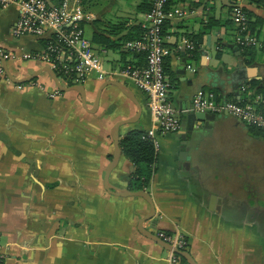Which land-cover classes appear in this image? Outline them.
Returning a JSON list of instances; mask_svg holds the SVG:
<instances>
[{
    "label": "crops",
    "instance_id": "crops-1",
    "mask_svg": "<svg viewBox=\"0 0 264 264\" xmlns=\"http://www.w3.org/2000/svg\"><path fill=\"white\" fill-rule=\"evenodd\" d=\"M79 1L89 17L82 23L84 31L89 28L93 48L108 61L105 69H120L131 59L119 49L126 31L118 34L111 25L140 24L151 0ZM170 2L171 11H185L181 18L167 19L165 34L170 50L164 60L167 95L178 110L188 108L200 92L216 90L226 100L243 102L251 92L245 85L264 86V53L248 63L237 47H229L236 45L231 29L219 23L231 17L229 7L235 2L259 21L255 31L264 37V7L248 0ZM16 19L14 6L0 7V57L9 74L0 60L2 264H169V251L146 230L179 235L197 264H264V131L230 115L216 119L211 135L223 123V135L240 141L223 155V170L216 172L203 147L207 136L196 147L187 145L192 130L203 124L188 121L181 112L182 128L159 138L155 148V172L143 189L155 214L141 223L150 213L149 203L107 192L104 178L114 151L113 125L133 118L119 129L124 135L150 127L146 95L130 80L119 79L137 103L111 85L102 89L94 106L104 82L94 76L82 83L85 100L77 90H60L77 83L68 84L57 73L58 83L44 70L31 80L13 82L11 78L26 80L51 67L45 59L47 42L13 35ZM97 34L109 43L98 42ZM184 39L198 43L197 50L187 51ZM182 151L188 158H180ZM135 178L133 163L121 152L110 184L133 190L129 183ZM174 264L188 263L178 259Z\"/></svg>",
    "mask_w": 264,
    "mask_h": 264
},
{
    "label": "built area",
    "instance_id": "built-area-1",
    "mask_svg": "<svg viewBox=\"0 0 264 264\" xmlns=\"http://www.w3.org/2000/svg\"><path fill=\"white\" fill-rule=\"evenodd\" d=\"M151 9L140 22L144 30L142 38L128 41L125 50L145 53V65L142 67L127 65L120 69H105L99 54L93 48L89 39L85 37L83 21L89 17L83 12L79 0H63L54 5L49 0H0V7L14 6L17 19L12 33L14 36H32L47 39L45 59L51 67L72 73L73 83H83L89 76L99 81L108 79L130 80L147 98V109L150 115V127L143 138L150 140L155 148L159 146V138L177 132L181 127V112L210 111L214 114L226 113L237 118L245 125L264 131V99L261 95L248 92L243 102L218 100L213 91L196 94L191 104L184 111L168 99L169 83L164 71V60L170 54L167 47V36L163 34L164 23L169 18H181L185 15L183 9L167 8L169 0H151ZM264 4V0H262ZM232 20L237 25H244L247 17L241 10L243 5L233 3ZM187 51L194 48V44L184 39L182 41ZM235 43L251 45L264 50V37L256 34H237ZM29 57V55H27ZM188 68H190L188 66ZM57 73V72H56ZM246 92V88H243ZM157 235L169 242L173 248L185 249L186 242L179 235H169L157 232ZM3 255L0 254V264ZM178 260L173 250L169 251V264Z\"/></svg>",
    "mask_w": 264,
    "mask_h": 264
},
{
    "label": "trees",
    "instance_id": "trees-1",
    "mask_svg": "<svg viewBox=\"0 0 264 264\" xmlns=\"http://www.w3.org/2000/svg\"><path fill=\"white\" fill-rule=\"evenodd\" d=\"M50 1L54 5H59L62 2V0H50ZM248 1L254 3L257 6L264 7L262 0H248ZM149 2L150 3L145 10L147 12L151 9V6H152V1H149ZM170 4H171V2L169 0V2L167 4L168 9H170ZM233 8L234 7L232 5H231V7H229V12H231V16H232ZM241 10L245 13V15L247 17L245 26L235 24V22L231 19V17L230 18L227 17L223 21H219V23L223 27L231 29V34L234 37L237 34L243 35L247 32H250V34H256V36H258L259 32L257 33L255 30H256V25L259 24V21H253L252 20L253 15L251 14L250 11L247 10L246 7L243 6V8ZM212 22L216 23L215 20H213ZM126 24H127V22H118V23H114L113 25H111L112 29L116 30V33H118V34H119V32H123L124 30L126 31V35H124V37L121 36V39H120L121 43H120L119 49H120V53L122 54L123 58H128L131 56V59L129 61H126V63L121 68H123L127 65L142 67L145 65V53L144 52H133V51L125 50L124 45L128 41L137 40V39L142 38V36L144 34V30L140 24L136 23V24H133L131 26H127ZM81 25H82V23H81ZM110 28H109V30L105 29V30H107L108 35H112V32H114V31L110 32ZM166 29H167V20L164 23L163 34H166ZM95 37H97L99 39V40H97L98 42H101V44H103L105 46H106V44L109 43V38L105 37L104 35L97 34ZM190 39H192V38H190ZM42 40L47 42V39H42ZM46 45H47V43H46ZM198 45H199L198 43H195L194 49L189 51V52L190 53L195 52L197 50ZM229 47L230 48L237 47V49L240 51V54L244 57H247L248 63L254 62L256 60L257 54H261V53L263 54L264 53L263 50L256 49L251 45L229 44ZM55 71L65 82H67L68 84L73 83L71 72L64 73V71L60 70V69H56ZM255 87H257V84H254V83L249 84V85H245L246 90H251L253 95H256V94L261 95L262 98L264 99V86L263 87L261 86L260 88L257 87L258 89H255ZM213 92L216 93V90H213ZM222 98L224 99L223 96H218V100H221ZM144 134L145 133L141 132V131H135V130H133L131 132L128 131L124 135V138L121 140V144H120L121 152L134 165V175L136 178L134 179V184H131V182L129 183V187L133 190H143L144 188L148 187L150 179H151L153 173L155 172L154 165L158 159V155H157V151H156L155 147L153 146V144L151 143L150 140L143 138ZM165 233L172 235L171 233H167V232H165ZM177 257L179 260L186 262V260L184 258H182L181 256H179L178 254H177Z\"/></svg>",
    "mask_w": 264,
    "mask_h": 264
},
{
    "label": "water",
    "instance_id": "water-1",
    "mask_svg": "<svg viewBox=\"0 0 264 264\" xmlns=\"http://www.w3.org/2000/svg\"><path fill=\"white\" fill-rule=\"evenodd\" d=\"M0 60L3 64L5 72L8 74L7 68L5 65V61L1 57H0ZM42 70L49 72L51 74L54 82L58 83V76H57L56 72L51 67H48V66L41 68V70L33 73L26 80H15L11 77L10 78H11V80H13V82L28 81V80L33 79L37 75V73H39ZM245 82H247V81L245 80ZM111 85L118 87L127 97L131 98L134 101V97L131 93V90L126 84H124L122 81H119V80L108 79L100 85V87L97 91V94L95 96L94 106H97V104H98L99 96H100L102 89L104 87L111 86ZM59 88L62 91H67L70 89L77 90L80 93L82 100H85V94H84V92H82L83 91V85L81 83L74 84L72 86H67V87H59ZM134 102H136V101H134ZM136 105H137V110L140 112L141 111L140 105L139 104H136ZM187 114H188L187 115L188 121H190V122L195 121V122H200L203 124V126L194 128L191 132V141L187 145L193 146V147H196V144L199 142V140L203 139V137L211 135V131L213 128V122L216 119L223 118L224 116H227L226 113H222V114L217 115V114L211 113L208 110L203 111V112H193L192 111V112H188ZM131 122H133V118L122 119V120L117 121L112 127L111 136H112V140H113V144H114V151L112 153L111 159H110V161L106 167V170H105L104 188L107 192H109L113 195H116V196H121V197L137 196V197H141V198L145 199L150 205V213L141 219V223H143L146 220L153 217V215L155 214L154 204H153V201H152L149 193L146 190H129L126 188H120L119 189V188H116L113 185H111L109 182L110 173L115 168V166L119 160V157L121 155V147H120L121 140L120 139L124 134L119 133V129L121 127L131 123ZM183 125H184V123H183ZM180 128H182V124H181ZM127 132H125V134ZM180 158H182V159L188 158L187 153L185 151H182L180 153ZM145 233L147 234V236L151 240H153L155 243H157L159 246H161L165 250H168V251L173 250V252H175L176 254L181 256L182 258H184L188 264H197L195 262V260L193 259V257L190 255V253L186 249L179 250L178 248H173L169 242H166L165 240L160 238L157 235V233H155V232H149L146 230Z\"/></svg>",
    "mask_w": 264,
    "mask_h": 264
},
{
    "label": "rangeland",
    "instance_id": "rangeland-1",
    "mask_svg": "<svg viewBox=\"0 0 264 264\" xmlns=\"http://www.w3.org/2000/svg\"><path fill=\"white\" fill-rule=\"evenodd\" d=\"M233 3L235 2H231V4ZM84 34L85 37L89 39L88 37L90 33L88 27H86V32H84ZM102 59L101 60L103 62V66L105 68V66L107 67L108 65L107 64L108 61L106 60V58H102ZM207 138L208 139L205 140L207 142L203 145V147L209 149L208 155L210 156V160L214 163L213 171L217 172L218 170H223V155L229 152V150L234 149L236 147L234 144L240 141H237V137L234 136L230 137L227 134L223 135V123H222V129L219 130L218 133L216 132L214 135L207 136Z\"/></svg>",
    "mask_w": 264,
    "mask_h": 264
}]
</instances>
